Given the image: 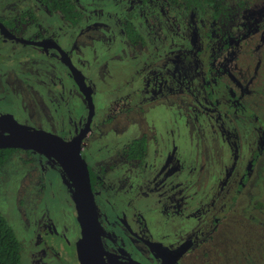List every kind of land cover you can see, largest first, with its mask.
<instances>
[{"label":"rangeland","instance_id":"1","mask_svg":"<svg viewBox=\"0 0 264 264\" xmlns=\"http://www.w3.org/2000/svg\"><path fill=\"white\" fill-rule=\"evenodd\" d=\"M11 1L0 0V10L13 11L12 17L35 3L16 0L10 10ZM78 3L85 13L79 26L49 13L42 16L39 30H49L48 36L59 41L95 88V131L87 141V157L91 169L115 164L106 171L108 194L101 207L111 204L112 221L126 211L129 224L139 229L134 216L141 214L145 228L160 240L166 234L169 241L177 240L185 232L212 226L211 239L205 229L200 233L211 242L208 259L197 251L184 264H264V0L244 11L237 21L243 28L235 31L225 51L221 34L213 39L206 35L212 26L209 11L192 14L165 0ZM130 16L143 46L129 45L122 34L120 24ZM27 24V31L20 32L24 37L40 32L34 23ZM240 38L244 40L238 42ZM3 46L10 58L0 57V114H12L30 128L49 129L44 123L52 115L45 108L49 82L25 71L12 74L22 64L14 60L39 56L37 62H44L40 49L11 39ZM210 64L218 68L215 77ZM177 68L179 73L173 72ZM25 74L30 84L21 82ZM64 83L66 105L51 107L60 116L69 112L73 128L85 120L86 108L66 76ZM52 134L67 140L76 135ZM143 136L149 145L147 162H158L144 171V166L117 157ZM63 174L55 160L30 150L11 153L0 168V214L23 244L24 263L42 234L74 264V250L54 234L75 240L76 206Z\"/></svg>","mask_w":264,"mask_h":264},{"label":"flooded vegetation","instance_id":"2","mask_svg":"<svg viewBox=\"0 0 264 264\" xmlns=\"http://www.w3.org/2000/svg\"><path fill=\"white\" fill-rule=\"evenodd\" d=\"M15 1L16 0H13L10 2V10L14 9L13 3H15ZM171 7L173 6L171 5ZM40 10L44 11L42 15L39 14ZM157 10H159L161 14V9H157ZM25 12H29L32 17L29 16L28 18L25 19V22L22 23L20 17L23 14L12 17L11 14H13V11L8 13L7 10L6 11L0 10V57L3 56V58L5 59L6 57L8 59L10 58L7 55V53H4V46H3L6 43V41L10 39L17 41L24 45L38 47L40 49L41 56L45 60L44 62H41V63L37 62L40 60L39 56L38 58L35 59V61L34 60L31 61L29 59H17V60H14V63L20 62L22 64H20L19 70L17 68L12 69V74L25 71V73L29 74L31 77L33 76V78L39 77V79L42 80L43 82L45 83L49 82V92H47L46 94L48 95V97L46 98L47 100H46L45 108L49 109V114L51 113L52 115L49 116V119L44 122L49 129H40V126L35 127L36 125H33L34 126L33 129L42 130L48 133H76V135L71 140L78 137L81 133H87L86 137L83 140L82 146H81L82 155H83V158L87 162L88 168H90V170H92L94 174L95 183H94V187L93 186L92 187H93V192H94L97 211H98V217H99V223H100V229H101L102 247H103L104 258H105L106 263L107 264H184L185 261H187L189 257H193V255L197 251L202 252L204 260L206 261L208 259L207 245L208 247H210L211 242L204 240V237L200 235L204 233L203 230L205 229L207 231V236L205 237H209L211 234L209 230L210 228H212V226L204 225V226H201L197 231L191 230L189 232H185L183 233V236L177 240L169 241L170 237L167 234L163 235L162 239L160 240V239H155L154 237H152L149 231L145 228V225L143 223L144 219L142 218L143 216L141 214H135L134 216V218L136 219V223L138 224V222H140L141 224L140 229H139L129 224V222L127 221L126 211H123L115 215V219L112 221L111 220L112 213L109 210V208L111 207V204H109L106 208L101 207L102 197L103 196L107 197V194H108V190L104 188L105 183H106V175H107L106 171L109 168L112 169L113 165L115 164L110 161L109 162L110 164L102 163V165H99L96 168L91 169L90 162L87 157V151L89 150V147H90L89 142L87 141H88L89 136L95 131V129H93V124H94V120L96 116L95 99H94L95 88L93 87L92 84H90V82L87 81L83 71L80 69V67L77 66L76 63L73 62L70 55L61 47V45L59 44V41L55 39L54 37L48 36L49 30L47 31L44 30L45 32H41V30H39L41 26L39 22H41V20H44L42 16H44V18L49 16V12L47 11V9L42 7L35 0L34 5L25 8ZM195 12H198V11H191L192 14H194ZM198 13L200 15L203 12H198ZM130 17L131 18L127 20H130L134 23V17L132 16ZM27 22H30L32 24L34 23L35 29H37V31L38 30L40 31L39 33H36L32 38L24 37L25 34L20 33V32L25 33L27 31V28H26V26L28 25ZM120 26H121L120 28H122V34H124L123 36L129 41V45L131 44V46H134V47L143 46V43H141L142 45H137V46L133 45L130 42V40L127 38L124 32L123 23L122 25L120 24ZM242 28L243 26H241V29ZM209 30L210 29L206 31V35L208 34ZM137 31L141 35L140 31L139 30ZM238 42L240 41L238 40ZM229 48H231V45ZM61 51L68 55V59L63 57ZM223 51H225V48ZM221 52L222 50H219L220 56H221ZM135 54L138 55L137 53ZM150 56L152 57L153 55L148 54L147 58ZM159 56H162V54H160ZM225 58L228 63V60H227L228 54L225 56ZM148 62L152 63V61H149V60ZM174 62L173 64L175 65ZM215 62H217V60H215ZM227 63L225 62V66L223 67H227L226 65ZM171 64H172V61L169 63V65ZM9 68H12V67H9ZM61 68H62V72H61ZM178 68L173 69V72L179 73ZM63 70L65 71V74ZM208 70L210 74L212 75V77H215L217 75L218 68L213 66V64L212 65L210 64ZM215 70H217L216 73H215ZM65 76L68 78V81L72 83L73 92L78 94L83 99L85 108H86L85 120L79 121L73 128L71 127V122L69 120V115H68L69 112L62 113V116H60L59 112L56 109L53 110L54 108L51 107V105L53 104L60 105V106L66 105L65 96L68 94L69 91L64 83ZM75 76H77L78 79L81 81V85L77 84L75 80ZM24 77L25 79L21 80V82L24 81L25 84L27 83L30 84L31 81L30 79H28L26 74ZM209 84L211 88L212 84L210 81H209ZM80 86L83 89H81ZM156 89L159 90L161 89V87L156 88ZM209 96L211 97L210 99L213 98V91L211 89H210ZM88 98H91L94 104V115L89 125H88V120H89L90 111H89ZM210 103L214 104L216 103V101H211ZM3 116H11L18 124H20V122H18L12 114L1 113L0 117H3ZM20 125H22V123ZM0 132L2 131L0 130ZM131 144L125 146L123 150L118 152L117 157L120 159L126 160V162L129 164L133 162V163H137L138 165L144 166L143 171L149 165L154 166L156 163L158 164V162L155 163L154 161L152 163L147 162L149 145L147 147V152L143 159H140L139 157H137L136 159H130L128 156V152L130 151L129 146ZM116 152H115V155H116ZM258 152H259V148H258V151L254 153L255 155L253 157H256V155H258ZM251 160L253 161V158ZM255 164H256V161H255ZM165 167L166 165H164V168ZM175 173L178 174V172H175ZM63 177H64L65 183L69 181V180L65 181L66 179L65 172L63 174ZM153 186L158 187L156 183L153 184ZM159 189L160 188H158V190ZM77 218L78 216H77V211H76L74 242L70 239L69 236L67 237L65 234H62V235H60L59 233H54V234L60 238L59 241L62 244L64 243L72 247V249L75 252V254L72 255L74 264H81L78 258V254H77V242L79 240V223H78ZM112 225H113V228H112ZM53 228L54 226H52V230ZM117 228L119 231H117ZM44 237L42 234L39 235V237L36 239L38 246L35 247L34 251L31 250V252L29 253L27 262L25 263L23 262V263L30 264L33 261H38L39 264H69L68 261L63 257L62 253H60L59 249H57V248H60L59 245H55V247L57 248L52 247L50 244H48L47 239H45ZM211 238L212 237L210 236V239ZM205 264H208V262H205Z\"/></svg>","mask_w":264,"mask_h":264},{"label":"water","instance_id":"3","mask_svg":"<svg viewBox=\"0 0 264 264\" xmlns=\"http://www.w3.org/2000/svg\"><path fill=\"white\" fill-rule=\"evenodd\" d=\"M61 53L68 59L67 54ZM75 80L81 85L77 76ZM88 102L89 125L94 115V104L91 98H88ZM0 130V149L41 152L62 167L66 175L65 181L69 180L66 184L72 193L78 216V258L81 264H107L90 172L82 155L81 146L87 133H81L73 140H66L52 133L20 125L11 116L0 117Z\"/></svg>","mask_w":264,"mask_h":264},{"label":"trees","instance_id":"4","mask_svg":"<svg viewBox=\"0 0 264 264\" xmlns=\"http://www.w3.org/2000/svg\"><path fill=\"white\" fill-rule=\"evenodd\" d=\"M42 7L46 8L51 14H60L63 19L71 26L80 25L85 17L84 10L80 8L78 0H36ZM170 5L177 9H183L187 12L209 11L212 18V26L207 34L211 39L216 33L222 35L225 41L224 48L230 47V41L236 37L235 31L241 29L240 23L244 11L262 2L263 0H166ZM32 17L29 12H24L20 17L22 23L25 19ZM124 32L130 42L137 46L144 44V39L137 31L134 23L127 20L123 23ZM244 38H240L242 42ZM147 138L134 141L129 146L128 156L130 159L139 157L143 159L147 152ZM15 149H0V168L8 161L11 153ZM256 160H253L255 162ZM90 170V168H89ZM91 182L94 187L95 179L92 170H90ZM23 244L18 239L16 233L9 225L6 218L0 214V264H23Z\"/></svg>","mask_w":264,"mask_h":264}]
</instances>
